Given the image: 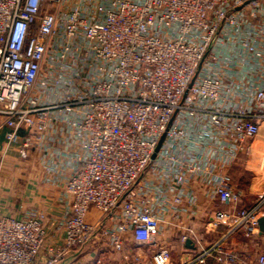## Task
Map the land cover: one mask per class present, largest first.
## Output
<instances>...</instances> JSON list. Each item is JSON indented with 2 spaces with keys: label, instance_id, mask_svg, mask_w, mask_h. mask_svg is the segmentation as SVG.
<instances>
[{
  "label": "built area",
  "instance_id": "2783aa9c",
  "mask_svg": "<svg viewBox=\"0 0 264 264\" xmlns=\"http://www.w3.org/2000/svg\"><path fill=\"white\" fill-rule=\"evenodd\" d=\"M263 127L264 0H0V175L11 147L36 152L65 206L60 244L44 211L0 215V264H61L95 237L123 252L125 235L170 264L160 236L198 206L196 183L210 231L252 238L264 192L241 205L227 169ZM182 231L196 264H264Z\"/></svg>",
  "mask_w": 264,
  "mask_h": 264
},
{
  "label": "crops",
  "instance_id": "0c3cea01",
  "mask_svg": "<svg viewBox=\"0 0 264 264\" xmlns=\"http://www.w3.org/2000/svg\"><path fill=\"white\" fill-rule=\"evenodd\" d=\"M5 133L6 129L0 128V149L5 142ZM259 135L261 137L257 138L258 140L251 142L253 151L240 152L227 169L230 183L240 193V203L243 206L251 204L264 192V182L261 186L256 185L253 184V177L249 179L243 176L251 172L250 169L255 164L254 152L264 142V127ZM258 159L257 163L264 168L263 156ZM43 176L39 155L36 152L32 151L29 157L23 160L19 157L16 146L11 147L5 154L0 175V215L18 218L31 210L44 211V225L48 231L47 243L60 244L63 241L60 223L65 212L62 188L46 183ZM194 185L198 206L178 217L176 220L178 226L163 232L160 236V244L168 246L172 251L170 264H196L194 262L196 249L186 246L181 239L184 227L193 228L205 244L220 242L224 249L237 251L248 261L253 262L259 254L264 253V234L257 233L252 238H247L241 230H235L225 235L227 227L224 225L210 231L206 225V218L217 204L208 200L201 185L198 183ZM218 207L225 208L221 205ZM124 245L125 251H116L107 246L102 239L95 237L86 246L69 251L61 264H124L126 254L140 256L141 261L138 264H148L149 250L136 248L129 235L124 236ZM207 262L223 264L216 261L213 256L208 257Z\"/></svg>",
  "mask_w": 264,
  "mask_h": 264
},
{
  "label": "rangeland",
  "instance_id": "374dc122",
  "mask_svg": "<svg viewBox=\"0 0 264 264\" xmlns=\"http://www.w3.org/2000/svg\"><path fill=\"white\" fill-rule=\"evenodd\" d=\"M259 137H261V135L258 136V139H259ZM249 143H250V140L247 139V140H245L243 142V145L246 146ZM263 149H264L263 148V144L261 143V147L258 148L257 151L255 150V152H254V156H255L256 159L253 158V160L255 159L254 160L255 164L250 169L251 172L246 173V175H243V176H247L249 179H250V177L251 178L253 177L254 178L253 179V184H256V185L259 184L260 186L264 182V180H263L264 168L261 165H259L257 162L259 161L258 158L263 156ZM251 189H252V187L250 188V190ZM100 217H101V212L94 205H90L89 208L86 211V214H85V217H84V222L86 224H90L91 225V224H94L97 220H99Z\"/></svg>",
  "mask_w": 264,
  "mask_h": 264
},
{
  "label": "water",
  "instance_id": "95a60500",
  "mask_svg": "<svg viewBox=\"0 0 264 264\" xmlns=\"http://www.w3.org/2000/svg\"><path fill=\"white\" fill-rule=\"evenodd\" d=\"M158 147H159V145H158ZM258 224H259V234H264V216L259 218ZM185 245L188 247H191V248L193 247L192 242L189 239L185 241Z\"/></svg>",
  "mask_w": 264,
  "mask_h": 264
}]
</instances>
